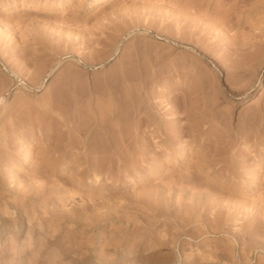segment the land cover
Instances as JSON below:
<instances>
[{
    "label": "rangeland",
    "instance_id": "rangeland-1",
    "mask_svg": "<svg viewBox=\"0 0 264 264\" xmlns=\"http://www.w3.org/2000/svg\"><path fill=\"white\" fill-rule=\"evenodd\" d=\"M0 264H264V0H0Z\"/></svg>",
    "mask_w": 264,
    "mask_h": 264
},
{
    "label": "bare ground",
    "instance_id": "bare-ground-1",
    "mask_svg": "<svg viewBox=\"0 0 264 264\" xmlns=\"http://www.w3.org/2000/svg\"><path fill=\"white\" fill-rule=\"evenodd\" d=\"M32 7H33V8H38L37 5H34V4L32 5Z\"/></svg>",
    "mask_w": 264,
    "mask_h": 264
}]
</instances>
